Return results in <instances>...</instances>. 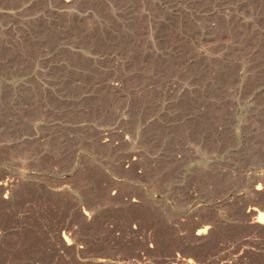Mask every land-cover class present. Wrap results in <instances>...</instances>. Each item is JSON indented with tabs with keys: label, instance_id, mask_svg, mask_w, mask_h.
<instances>
[{
	"label": "rangeland",
	"instance_id": "rangeland-1",
	"mask_svg": "<svg viewBox=\"0 0 264 264\" xmlns=\"http://www.w3.org/2000/svg\"><path fill=\"white\" fill-rule=\"evenodd\" d=\"M0 264H264V0H0Z\"/></svg>",
	"mask_w": 264,
	"mask_h": 264
},
{
	"label": "bare ground",
	"instance_id": "bare-ground-1",
	"mask_svg": "<svg viewBox=\"0 0 264 264\" xmlns=\"http://www.w3.org/2000/svg\"><path fill=\"white\" fill-rule=\"evenodd\" d=\"M186 262H187V263H191V260H190V259H188Z\"/></svg>",
	"mask_w": 264,
	"mask_h": 264
}]
</instances>
